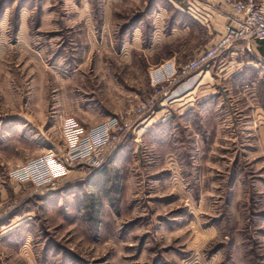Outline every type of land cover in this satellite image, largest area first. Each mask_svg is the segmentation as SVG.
<instances>
[{
    "label": "rangeland",
    "instance_id": "rangeland-1",
    "mask_svg": "<svg viewBox=\"0 0 264 264\" xmlns=\"http://www.w3.org/2000/svg\"><path fill=\"white\" fill-rule=\"evenodd\" d=\"M186 7L0 0V203L12 206L0 264H212L218 253L214 264H264V62L226 51L202 84L191 74L156 90L162 59L187 62L215 41ZM192 90L203 101L181 111L173 101ZM69 116L130 126L98 170L50 187L12 180L11 168L65 151Z\"/></svg>",
    "mask_w": 264,
    "mask_h": 264
},
{
    "label": "built area",
    "instance_id": "built-area-1",
    "mask_svg": "<svg viewBox=\"0 0 264 264\" xmlns=\"http://www.w3.org/2000/svg\"><path fill=\"white\" fill-rule=\"evenodd\" d=\"M232 10L236 24L226 28L223 37L212 47L202 51L187 62L164 63L150 71L152 86L159 90L162 86L184 79L208 67L236 42L248 39L264 40V0H218ZM168 96V95H167ZM170 97V96H169ZM152 100L139 107L144 112L152 106ZM130 122L119 116H111L96 126L85 129L75 117L64 120L62 133L66 149L62 154L49 152L11 168L9 177L19 183H32L38 187L55 186L69 172L84 166L88 170H98L105 165L109 154L126 138ZM12 206L0 203V218Z\"/></svg>",
    "mask_w": 264,
    "mask_h": 264
},
{
    "label": "crops",
    "instance_id": "crops-1",
    "mask_svg": "<svg viewBox=\"0 0 264 264\" xmlns=\"http://www.w3.org/2000/svg\"><path fill=\"white\" fill-rule=\"evenodd\" d=\"M175 2L179 7L182 8V9L178 8L179 10H184V7L187 6L186 8H188V12H190L192 16L202 25L203 29L207 31L209 38L212 41L215 40L212 45L207 46L206 48L214 46L223 37L227 26L229 25L234 26L236 24V17L234 16L232 10L229 8V6L220 3L218 0H187V1L175 0ZM176 33L179 39L184 34L186 35L188 34V28L187 31L186 30L177 31ZM162 36L163 34L160 32V30H157L154 37L155 41L153 42L154 46H156V44H158V42L161 39H162V43L157 45L159 47L162 46L163 43L168 41L167 39H165L164 36L162 38ZM226 53H227V57H234V58H236L237 56L251 55L254 58V60H257L259 62L260 61L264 62V40L248 39V40L238 41ZM235 61L236 60H233V62ZM241 62H243V60L240 61V63L237 62L238 65L236 64L231 65L232 68L228 65L225 66V68H228L230 70L236 68L238 69L239 65L242 64ZM164 63H173L174 65L177 66L179 63L182 62H180L179 58L169 57L166 59H162L161 62L158 64L161 65ZM210 66L205 67V69L201 70L200 72H195L193 76L190 79H188V81L192 82L194 80L200 82L199 84H202L201 81H203V78L208 77V75L211 73L212 69L214 68L213 67L214 65L211 67ZM207 82L208 81H206L205 83ZM195 91L196 90H192L181 96H179L180 94H178L179 98H176L173 101V103L177 104L178 107L181 108L180 109L181 111H185L188 108L194 106L195 104H199L201 101H203L204 98H202L200 94L195 95L196 94ZM220 256L221 255L219 253L216 254L215 255L216 258L213 259V262L211 263L212 264L216 263L214 261H218Z\"/></svg>",
    "mask_w": 264,
    "mask_h": 264
}]
</instances>
